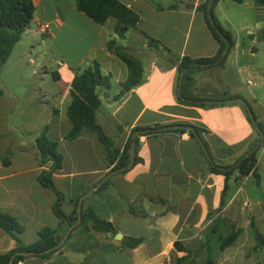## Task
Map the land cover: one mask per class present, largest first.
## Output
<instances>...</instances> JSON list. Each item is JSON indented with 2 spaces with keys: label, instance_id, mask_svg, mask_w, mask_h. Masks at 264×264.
<instances>
[{
  "label": "crops",
  "instance_id": "1",
  "mask_svg": "<svg viewBox=\"0 0 264 264\" xmlns=\"http://www.w3.org/2000/svg\"><path fill=\"white\" fill-rule=\"evenodd\" d=\"M31 1L33 18L0 67V212L13 216L23 226L19 238L24 244L35 241L41 227L55 229L63 236L70 225L53 211L55 193L38 182L39 174L49 169L51 161L40 165L35 138H26L7 118L8 111L21 108L18 96L23 93L17 85L26 76V59L35 64L28 76L38 71L45 75L49 71L56 73L54 105L44 126L46 136L57 142L63 156L62 167L53 172V182L63 194L60 208L66 216L72 214L73 199L111 171L103 146L94 134L85 132L73 140L64 138L72 126L66 115L71 80L94 60L110 77L109 88L97 89L101 104L95 113L96 121L116 148L123 149L134 127L187 122L202 128L211 160L205 158L187 132L138 135L139 160L125 171L111 174L103 187L82 201V209L111 222L115 232L98 231L89 222L79 223L58 250L48 256L26 254L16 264H177L185 251L175 242L192 251L195 262L197 256L206 253H202L204 249L213 248L210 254L218 253L212 259L214 264H257L259 253L253 249L250 220L258 226L248 208H237L241 192L237 185L253 176L240 178L234 171L225 180L223 174L212 172L210 165L216 162L232 168L257 139V131L247 117V105L256 124L264 126V116L255 113L247 96L225 83L221 76L224 63L195 69L190 91L200 99L219 100L226 95L233 98L204 106L183 104L177 99L180 75L171 57L208 58L219 48L197 9L205 0H119L138 15L137 28L128 29L123 37L115 33V18L97 24L77 9L75 0ZM174 2L177 5L169 7ZM233 4L244 8L238 11L236 21L241 22L240 28L246 29L247 35L264 28V6L254 0H218L213 13L224 29L231 33L228 25L236 24L225 12V8L236 10ZM248 10L258 13L253 26L245 22ZM43 22H48L50 29L41 33L38 27ZM148 37L159 44L149 43ZM110 39L137 58L142 67L140 82L121 95L118 94L128 70L107 49ZM13 55L17 62L12 65L18 72L16 81L6 73L2 75ZM12 87H16V93ZM40 90L39 96L48 94ZM258 150L257 170L264 142ZM255 181L259 184L260 177ZM243 196L244 204L250 205L248 194ZM221 197L224 203L219 209ZM260 212L264 222V202ZM231 230L239 231L235 242L220 250L222 238ZM131 238L140 241L130 247L126 243ZM16 246L17 241L0 228V255Z\"/></svg>",
  "mask_w": 264,
  "mask_h": 264
},
{
  "label": "trees",
  "instance_id": "2",
  "mask_svg": "<svg viewBox=\"0 0 264 264\" xmlns=\"http://www.w3.org/2000/svg\"><path fill=\"white\" fill-rule=\"evenodd\" d=\"M209 1L210 0H205L203 3L197 6V9L202 13L208 29L219 43L217 53L214 56L208 58H191L188 56L180 57L178 55H173L171 57V63L173 66H176L178 75H180L184 71L181 80V93L177 96L178 101L183 104L198 106L207 105L206 103H193L192 101H190L191 99H200V97L191 94L190 91L193 85L192 73L197 68L210 67L213 65L221 66L224 63L230 48L234 44L231 33L228 30L224 29L218 23L213 13V8L218 0H214L211 6V14L215 25H212L209 22L207 16V5ZM232 1L241 3L243 0ZM254 2L257 5L264 6V0H254ZM75 3L79 11L83 12L87 17H89L97 24L102 25L107 21L108 18H115L116 24L114 30L119 37H123L128 29L137 28L138 15L125 4L121 3L119 0H75ZM176 5L177 4L174 2L169 7L173 8ZM34 9L35 8L31 0H0V67L9 57L13 45L20 39L22 33L29 26L33 18ZM217 28L221 31L222 35L218 33ZM222 36H225L229 40L230 46L228 52L224 55V58L220 62H217L219 57L223 55V49L226 45V42ZM250 36H256L258 39L264 41V28L260 29L255 35ZM149 43L159 44L158 41L152 38H149ZM106 46L109 51H111L127 66L128 76L126 80L121 84V90L118 94L121 95L140 82L142 67L140 61L137 58L123 51V49L118 46L113 39L108 40ZM53 75L56 77V73H53ZM109 85V75H105L101 72L99 63L95 60L92 61L89 66L83 68L80 71H77L74 74L69 88L70 102L66 107V115L70 120L72 126L71 129L65 134V139H76L85 132L94 134L97 141L103 146L106 157L111 166L110 170H113L124 167L129 163L130 148L132 142H134L135 144L134 164L139 160V158L137 157L138 135L153 136L169 132H187L190 137L195 139L205 158L208 159V155L209 159L211 160L208 146L202 137V128H199L187 122H176L167 125L154 124L134 127L132 128L131 134L123 149L119 150L118 148H116L112 139L104 133L102 127L96 121L95 116L96 110L101 104L97 89L98 87L109 88ZM230 97L233 98L234 96H223L218 101H211V104L223 102L225 98ZM247 117L249 121H251L248 112ZM189 126L193 127L198 138L194 135L193 131L189 129ZM256 126L264 135V126L258 122ZM256 126L254 127L257 131ZM46 132L47 126H44L39 131L34 140L36 158L39 164L45 165L47 162L51 161L49 169L44 170L39 174L38 182L41 185L48 187L55 193L56 201L53 205L54 213L60 219H66L70 224H72L76 221L77 217V201L79 197L85 192L79 193L73 199L72 214L70 216H66L65 214H63L60 208L63 194L55 187L53 182V172L62 167L63 156L58 151L57 142L50 140L46 136ZM257 134V139L248 147V149L243 154H246V157L236 167L225 168L227 166L214 162L215 165H210V170L214 173L223 174L225 176V180H228L230 175L234 171H237L240 178L252 175L258 181L259 175L257 172V151L260 146L256 151L252 153L249 152V149L253 147L260 138L258 131ZM242 156H240L238 159H240ZM5 163L7 162L5 161ZM107 181L108 180H105L100 188L103 187L107 183ZM100 188L96 189L95 192H97ZM223 203L224 202L221 197L219 209L222 208ZM88 222L94 229L98 231L112 233L115 232V227L111 222L99 219L91 210L81 209L80 224H85ZM0 228L9 233L17 241V246L15 248L0 255V264H7L10 257L16 252H32L33 255L48 256L52 252L60 248L56 247L48 252H43L46 249L57 245V243L60 241L62 235L57 233L55 229H51L49 227H41L38 230L37 239L31 243L24 244L19 238V234L23 231V226L19 224L13 216L3 212H0ZM249 229L255 240V246L253 249L258 254L264 248V235L258 230L253 219L250 220ZM238 234V230L228 231L225 237L222 238L219 249L223 250L226 246L234 243ZM139 241L140 239L131 238L127 241L126 244L132 247ZM175 246L180 250L185 251V255L178 259L177 264H195L194 257L192 256V251L186 250L178 242H175ZM207 251L208 254L206 256V259L200 264H214L210 254L211 248H208ZM24 257L25 255L22 254L16 255L14 257L13 264H16Z\"/></svg>",
  "mask_w": 264,
  "mask_h": 264
},
{
  "label": "rangeland",
  "instance_id": "3",
  "mask_svg": "<svg viewBox=\"0 0 264 264\" xmlns=\"http://www.w3.org/2000/svg\"><path fill=\"white\" fill-rule=\"evenodd\" d=\"M233 5L236 7V10H228L225 8V12L236 21L238 11L244 8L238 4ZM215 12L217 13L216 8ZM257 15L258 13L255 15L251 10L246 11V14H244L246 18L245 22L253 26L252 22H254ZM240 23L236 21L235 25H228L234 44L225 58V69L221 76L225 83L233 90L243 93L248 97L256 114L261 113L264 116V41L258 39L256 36L251 37L247 35L246 29L240 28ZM248 28L252 30L251 32H255L253 27ZM14 58L15 55L12 56L11 62H9L11 66H5L2 75L6 73L11 80L16 81L18 79V72H14L15 66H12L17 63H14ZM24 63V67L28 70L26 71V76L20 81L21 83L17 85V90L23 93V96H18L22 102L21 108L23 110L19 108L18 111L12 110L6 114L8 115V120L16 129L22 131L26 138L34 140L41 128L45 125V120L54 105L52 93L55 92V83L51 71L47 75L43 74L42 71H38V73L32 74V76H28V71L30 72L35 64L29 63L27 59ZM248 81L253 82V85L248 84ZM40 89L47 91L48 94L46 96H39ZM12 90L16 93V87H12ZM255 98L259 102L254 103ZM262 120L264 123V118ZM257 171L260 177L259 184L256 183L254 177H250L248 181L238 183V191L241 190V192L237 200V208L241 210L248 208V213L254 216L259 230L264 234V222L260 220V205L264 202V150L260 156ZM245 193L248 194L250 205L249 203H247L248 205L244 204L245 199L243 198V194L245 195ZM205 250L202 251V253L206 252L205 254L196 257L195 264H200L199 260L201 262L203 259H206L208 251ZM215 253L213 251L211 254L212 259H215L218 255L217 252ZM257 264H264V248L259 253Z\"/></svg>",
  "mask_w": 264,
  "mask_h": 264
},
{
  "label": "water",
  "instance_id": "4",
  "mask_svg": "<svg viewBox=\"0 0 264 264\" xmlns=\"http://www.w3.org/2000/svg\"><path fill=\"white\" fill-rule=\"evenodd\" d=\"M213 1H214V0H210V1L208 2V5H207V16H208V20H209V22H210L212 25H215V22H214V20H213L212 14H211V6H212ZM217 31H218V33H219L220 35H222V34H221V31H220L218 28H217ZM222 37H223V39L225 40L226 45H225V47H224V49H223V55H221V56L219 57V59L217 60V62H220V61L224 58V55L228 52V49H229V46H230V42H229V40H228L225 36H222ZM183 73H184V71L180 74V76H179V80H178V87H177V92H178V94L181 93V80H182V77H183ZM190 101H192V102H194V103H207V102L218 101V100H210V99H191ZM246 108H247L248 115H249V117H250V119H251L253 125L256 126V119H255V116H254L252 110L250 109L249 106H246ZM256 128H257V126H256ZM189 129L192 130L193 133H194V135L196 136V133H195L193 127H192V126H189ZM257 131L259 132L260 138H259V140L254 144V146L251 147V148L249 149V152H250V153L256 151V150L258 149V147L261 146V144L264 142V135H263V133L261 132V130H260L259 128H257ZM196 137H197V136H196ZM197 138H198V137H197ZM134 155H135V144H134V142H132V143H131V148H130V161H129V163H128L126 166H124V167H120V168H117V169H113V170H111V171H110L109 173H107L104 177H102V179H101L96 185H94L90 190H88L86 193H84L83 195H81V196L79 197V199H78V201H77V207H76V215H77V217H76V221H75L74 223L68 225L67 230L65 231V233L63 234V236L61 237V239H60V241L57 243V245H55V246H53V247H51V248H48V249H46V250L43 251V252H48V251H50V250H52V249H54V248H56V247L61 246V244L65 241V239L67 238V236H68L69 233L71 232V229H72L75 225H77V224H79V223L81 222V209H82V201H83V199H84L87 195L91 194L93 191H95L96 189H98V188L102 185V183H103V182H104V181H105V180H106L111 174H113V173H117V172H120V171H123V170H126V169L130 168V167L133 165V163H134ZM207 157H208V159H209V156H208V155H207ZM245 157H246V154L243 155V156H242V157H241V158H240V159H239V160L233 165V167H236V166H237V165H238V164H239V163H240ZM209 160H210V159H209ZM225 168H231V167H225ZM119 235H120V234H117V236H119ZM18 254L26 255V254H32V252H16V253H14V254L10 257L9 262H8L7 264H13L14 257H15L16 255H18Z\"/></svg>",
  "mask_w": 264,
  "mask_h": 264
},
{
  "label": "built area",
  "instance_id": "5",
  "mask_svg": "<svg viewBox=\"0 0 264 264\" xmlns=\"http://www.w3.org/2000/svg\"><path fill=\"white\" fill-rule=\"evenodd\" d=\"M39 30L41 33L47 32L50 29V25L48 22L39 23ZM248 84H253L251 81L247 82Z\"/></svg>",
  "mask_w": 264,
  "mask_h": 264
}]
</instances>
